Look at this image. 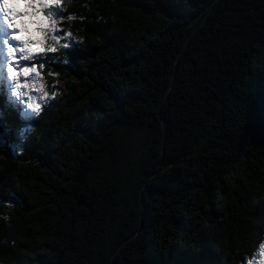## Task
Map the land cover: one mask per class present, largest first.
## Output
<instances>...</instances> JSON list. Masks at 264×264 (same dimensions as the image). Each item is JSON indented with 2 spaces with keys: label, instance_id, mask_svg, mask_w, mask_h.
<instances>
[{
  "label": "trees",
  "instance_id": "16d2710c",
  "mask_svg": "<svg viewBox=\"0 0 264 264\" xmlns=\"http://www.w3.org/2000/svg\"><path fill=\"white\" fill-rule=\"evenodd\" d=\"M72 13L69 62L28 60L61 95L36 115L0 92V264H247L264 241V0Z\"/></svg>",
  "mask_w": 264,
  "mask_h": 264
},
{
  "label": "clouds",
  "instance_id": "9594fccd",
  "mask_svg": "<svg viewBox=\"0 0 264 264\" xmlns=\"http://www.w3.org/2000/svg\"><path fill=\"white\" fill-rule=\"evenodd\" d=\"M73 3L74 0H56V3L52 5L59 9L61 15H57L50 10L48 5L33 4L25 8L19 2L0 0V20H3L10 28L15 29L10 33V36L20 42L16 48L11 46L6 48L9 58L6 72L7 77L13 82V95L18 97L27 95L28 91L33 87L40 94V100L44 103L61 95L60 89L63 85L59 79L60 74L58 72L54 73L49 70L47 75L50 79L45 80L40 76V72L35 70L36 65L32 66V71L26 70L27 67L17 68L14 64L15 53L19 52L21 54L20 58H30V54L38 51L55 52L57 54L56 62L66 65L69 60L64 50L72 47V43L69 42L68 38L70 37L71 42L76 44L84 43L83 36L79 35L78 32L69 30V26L73 21L83 19V17L78 18L74 13L65 15L67 9ZM83 6L87 7L88 5L84 4ZM54 30L59 34L54 35ZM40 68L43 69L44 65L41 64ZM30 74L33 75L30 77ZM56 85H59V88ZM32 108L35 114L39 115L40 105ZM13 207L14 204L11 202L0 201V209H12ZM8 220V212H0V221L7 223Z\"/></svg>",
  "mask_w": 264,
  "mask_h": 264
},
{
  "label": "rangeland",
  "instance_id": "374dc122",
  "mask_svg": "<svg viewBox=\"0 0 264 264\" xmlns=\"http://www.w3.org/2000/svg\"><path fill=\"white\" fill-rule=\"evenodd\" d=\"M12 2L22 3V0H12ZM51 6L52 5H49V8H50V10H53V8ZM42 11H44V10L42 9ZM14 30L15 29L10 28L7 24H5L3 20H0V38H1L0 39V84H2L5 88L6 87L8 88L7 91H8L9 97H12L15 95L12 94L13 82L7 77V72H6V65L9 63V58L7 56L6 48L8 46L16 48L20 43L19 41L14 40L10 36V33L13 32ZM1 33H2V35H1ZM56 33L57 32L54 30L53 34H56ZM41 53L42 52L32 53V54H30V58H20L21 54L19 52H17V53H15L16 59L14 61V64L17 68H20V67L31 68L33 65H32V63H29L28 60L33 59V57H36V55H39ZM37 71L40 72V70L38 68H37ZM32 75L33 74H30V77ZM40 76L46 80V78L41 74V72H40ZM22 79H24V78H22ZM15 97L20 100L21 105L26 106V112L30 113V114L35 113L33 108L30 106V104H39L40 105V111H41L42 104H44V102H42L40 100V94L35 90V87L30 89L28 91L27 95H20L19 97L18 96H15ZM2 133L3 132L1 129L0 130V142H1L2 137H3ZM134 134H135V132H133V135L129 138L135 139ZM258 246H259V244H258ZM254 254H255V256L253 255L250 259L254 258L256 261H258L259 260L258 249H257V252ZM247 264H248V262H247Z\"/></svg>",
  "mask_w": 264,
  "mask_h": 264
},
{
  "label": "water",
  "instance_id": "95a60500",
  "mask_svg": "<svg viewBox=\"0 0 264 264\" xmlns=\"http://www.w3.org/2000/svg\"><path fill=\"white\" fill-rule=\"evenodd\" d=\"M190 35H191V34H188V36L186 37V39H188ZM183 48H184V44L182 45V47L180 48L179 52L176 54V56H175V58H174V65H173V71H172V79H171V81H170V84L172 83V81H173V79H174V77H175V74H176V71H177L178 60H179V57H180V54H181ZM168 90H169V87L163 89V90L161 91L160 98H159V108H158V109H159V116H160V121H161L162 131H163V140H162L161 156H162V154H163V149H164V144H165V139H166V133H167V121H166V119H165L164 117L161 116V114H160V110H161V104H162V101L164 100V98H165V96H166ZM144 184H145V181H144V183H143V185H142V188H141L140 193H142V189H143V187H144ZM142 219H143V218H141V220H140V224L142 223ZM135 233H136V232H135ZM135 233L131 234V235L128 236L126 239H128V238L134 236ZM112 263L114 264V258H112Z\"/></svg>",
  "mask_w": 264,
  "mask_h": 264
},
{
  "label": "snow or ice",
  "instance_id": "6c2138e0",
  "mask_svg": "<svg viewBox=\"0 0 264 264\" xmlns=\"http://www.w3.org/2000/svg\"><path fill=\"white\" fill-rule=\"evenodd\" d=\"M54 3H56V0H22L21 4H23L25 8H28V7H30L33 4H38L40 6H45V5L49 6V5H52ZM38 52H43V51H38ZM39 67H40V65H39ZM26 70L32 71V67L31 68L27 67ZM35 70L37 71V66H36ZM30 106L31 107H38L39 104L30 105ZM258 255H259V260L258 261H256L254 258L253 259H249L248 260V264H264V241H261L259 243ZM254 256H255V254H254Z\"/></svg>",
  "mask_w": 264,
  "mask_h": 264
},
{
  "label": "bare ground",
  "instance_id": "6f19581e",
  "mask_svg": "<svg viewBox=\"0 0 264 264\" xmlns=\"http://www.w3.org/2000/svg\"><path fill=\"white\" fill-rule=\"evenodd\" d=\"M3 33V32H2ZM2 33H1V35H2ZM1 39V38H0ZM7 88V87H6Z\"/></svg>",
  "mask_w": 264,
  "mask_h": 264
}]
</instances>
